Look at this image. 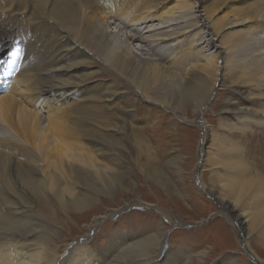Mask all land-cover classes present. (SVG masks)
Wrapping results in <instances>:
<instances>
[{
    "label": "bare ground",
    "instance_id": "bare-ground-1",
    "mask_svg": "<svg viewBox=\"0 0 264 264\" xmlns=\"http://www.w3.org/2000/svg\"><path fill=\"white\" fill-rule=\"evenodd\" d=\"M161 1H170V4L173 2V8H184L182 20L175 18V22L167 20L160 25H145L144 23L151 21L150 12H154L153 5L149 2L142 5L141 14L145 15H139L140 19H144L141 21L143 24L127 31L124 28L127 25L120 21H126L125 17L121 16L120 9L118 8L119 14H113L112 5L108 8L107 3L102 0H0V9H9L11 13L10 19L0 16V60L5 61L6 56L13 54L17 48L20 49L23 41L18 39L23 40L25 35L29 41L34 40L39 33L48 37L46 45H32L31 51L25 52L22 62L26 63L23 74L34 73L37 85L26 86L24 83L31 78L12 80L11 75L10 82L0 91V264L192 263V255L187 249L182 246L175 248L171 242L168 244L164 225L160 222L148 228L149 231L142 236L137 235L135 231L116 230L114 235L109 236L107 244L100 245L97 249L93 248L90 238H86L81 244H68L62 253L54 238L49 235L50 231L48 232L56 226H50L48 229L42 224L43 217L58 223L53 210L54 204L64 211H79L92 204L96 193L101 194L105 186L109 188L111 181L119 188H125L124 181H127L128 177L122 171H110L106 167L95 165L93 161H86V165L78 164L74 150L78 145L66 139L85 135L83 120L93 115L95 110L102 112V107L114 109L118 101H122L126 106L131 105L126 96L122 97V92L112 90V82L98 79L101 74L112 71L114 75L122 76L132 84L138 96L144 92L148 94L149 89H154V95L149 99L151 104L173 109L174 104L183 107L195 100V104L199 106L203 99L201 91L206 88L204 82L193 79V83H189L187 76L183 74L184 61L180 60V65H165L160 62L161 59H154L150 53L163 48H168L170 52L179 43L182 44L190 38L195 46L205 43L204 47L210 49L213 46L221 48L222 57L211 52L209 60L221 62V70L229 74L231 72L228 70V51L236 43L243 45L252 64L250 71L264 82V34L256 33L252 29L238 30L234 31L225 49L219 44H213L219 36H226L225 29L243 25V22L238 21V17L227 22L224 18L216 20L212 18V12L216 7L221 8L222 4L224 8L231 1L246 0H198L203 13L200 16L203 15L206 19L203 23L198 21L193 11L185 8L186 1L189 0ZM209 1L217 2L215 8L204 9L203 3ZM257 1L259 4L233 8L231 14L242 16L240 18L243 21L256 22L264 29V0ZM190 4L194 6L193 3ZM129 17L131 19V16ZM110 24L116 28L110 27ZM22 56L21 51L20 59ZM97 59L102 60L106 67L98 65ZM15 67H9L10 71ZM231 71L235 76H248L250 72L238 67H231ZM179 74L183 76L178 77ZM19 76H22V73L18 72L17 77ZM197 79L201 80L200 77ZM34 91H37L36 94H33ZM34 99L37 101V110L32 111L28 105ZM96 99L101 101V104H95ZM89 104L90 107H87ZM43 108H48L46 112L56 109L55 113H49L48 120L46 119L48 124L45 126L42 122ZM258 109L251 114L246 108L245 113L249 111L250 115H257L259 118L255 119L256 125L260 126L264 124V106ZM64 110H70L73 117L66 120L64 116L70 113L58 114V111ZM147 110L149 112L151 109ZM118 116L121 119L120 125L114 117H109L108 113L104 124L109 127L110 132L103 136L104 138L94 132V128H89L90 132L85 136L97 144L119 142L120 138L116 139L117 136L133 132L130 124L133 119L131 116ZM241 118L240 116L239 120ZM207 135L211 140L210 133ZM261 141H264L263 138ZM216 142L219 149L220 142ZM204 143L203 138V147ZM202 153V168L206 162L211 161L213 165L227 164L229 167L235 165L244 171L248 169L244 158L238 154L231 159L221 160L214 155L215 151L208 148ZM152 165L147 167V173L157 184L168 188V181ZM64 169L73 174V181L84 188L75 192L71 187L63 185ZM221 182L225 196L231 199L236 196L233 202L225 205L232 218L231 224L238 229L251 259L263 264L248 250L253 231L257 232V241L264 245L263 180L259 176L244 179L240 176H223ZM99 187L103 189H98ZM250 189L261 198L255 200L252 211L245 212L238 207L239 199ZM222 197L215 196L220 203L225 201ZM36 205L38 208L35 209ZM96 221L97 218H94L87 228L90 229ZM204 254L203 250L197 253L199 261L203 260ZM226 260L228 264H241L233 256L228 255Z\"/></svg>",
    "mask_w": 264,
    "mask_h": 264
},
{
    "label": "rangeland",
    "instance_id": "rangeland-1",
    "mask_svg": "<svg viewBox=\"0 0 264 264\" xmlns=\"http://www.w3.org/2000/svg\"><path fill=\"white\" fill-rule=\"evenodd\" d=\"M197 1H186L185 8L188 11H193L200 23L206 22L205 17L200 16L203 13L199 1ZM214 1L203 3L204 9L215 8L217 2ZM102 2H106L108 8H111L112 5L113 14H117L116 12L120 9L121 16L126 19V21L124 19H120V21L127 25L124 27L127 31L129 28L140 27L143 24L141 21L144 19L139 17L145 15L141 14L142 7L149 2L153 5L154 12H150L151 21L144 23L145 25H160L167 20V22H175V18L182 20L181 15L185 11L184 8H173V2L172 4L170 1L162 3L161 0H102ZM190 3H193L194 6ZM254 4L259 3L257 0L231 1L224 8L223 4L221 8L216 7L212 12V18L216 20L224 18L227 22L238 17V21H242L243 25L225 29L226 36L224 38L219 36L218 40L213 41V44H219L225 49L234 31L238 30L252 29L256 33L264 34L263 26H259L256 22L243 21L240 18L242 16L231 14L233 8L248 7ZM1 15L4 18L8 17L7 19L11 18L9 9H0ZM116 20L118 19L116 18ZM110 27L116 28L113 24H110ZM30 36H32V31H30ZM213 38L216 39L217 36H213ZM221 39L223 44H221ZM18 40L23 41L20 46L22 58L20 59V54L18 56L10 54L6 56L5 60L8 67L16 66L11 72L12 80L14 78L15 80L23 79V77L31 78L24 84L36 86L34 73L23 74L26 63L22 62L25 59V52L31 51L32 45H46L48 37L39 33L34 40L30 39L29 41L26 35L23 40L21 38ZM204 45L205 43L195 46L189 38L182 44L179 43L170 52L168 48L150 51L154 59H161L160 62L165 65H180V60L184 61L183 74L187 76L189 83L192 84L193 79L201 83L204 82L206 88L201 91L203 99L199 106L195 104V100L192 101L193 103L183 105L184 108L181 105L177 107L176 104L173 109L151 104L149 99L154 95V89H149L148 94L144 92L138 96L136 89L122 76L114 75L112 71L99 76L100 81L112 82V90L122 92V97L126 96L127 100L131 101V105L126 106L125 103L117 100L118 103L114 109L102 107L105 112L95 110L93 115L83 120V125L86 127L85 135L90 132L89 128H94L93 131L101 138L109 134V127L104 124L108 113L109 117H114L113 119L117 121L118 125L121 124L118 115L131 116L133 122L130 124L133 132L117 136L116 139L120 138V141L107 142L110 144L106 142L97 144L85 135H76V138L67 137L66 139L75 143L76 146H81L74 149L78 164L86 165L87 162L93 161L95 165L106 167L110 171H122L128 178L127 181L125 180L126 182L124 181L125 188H119L113 184L114 181H111L109 188L105 186L106 188L103 187L104 190H102L103 188L99 187L98 189L102 190L101 194L96 193L94 202L82 210L64 211L54 204L53 210L58 223H53L43 217L42 224L48 229L50 226H56L54 229L46 230L50 231L49 235L52 239L54 238L60 253L64 252L68 244L74 242L81 244L86 238H90L93 248L97 249L100 245H106L109 236L114 235L116 230L117 232L135 231L137 235L142 236L149 231L148 228L160 222L164 225L165 239L168 244L171 242L175 248L182 246L185 250L187 249L192 255L191 264H228L226 260L228 255L236 258L241 264H259L251 259L243 241H241L238 229L231 224L232 218L225 205L233 202L232 200L236 196L233 199L225 196L226 192L222 188L221 177L240 176L241 179H244L259 176L264 182V141H261L262 138L264 140V124L256 125L255 119L259 117L250 115L249 111L245 113L246 108L250 110L251 114H254L253 112L264 106V82L256 78L255 74L250 71L252 64L247 57L248 51L243 45L236 43L228 51L230 54L228 70L231 74L221 70V62L216 63L214 60H209L211 52L220 54L222 57L221 48L213 46L210 49ZM10 61H14V63H10ZM96 61L98 65L106 67L102 60L97 59ZM177 61H179L178 64ZM231 67H238L250 72L248 76H235ZM18 72L22 73V76L17 77ZM199 77L201 80L197 79ZM36 92L34 91L33 94ZM90 104L87 107H90ZM95 104H101V101L96 99ZM35 106L37 107V101L34 99L28 107L34 111L37 110ZM147 108L151 110L148 112ZM46 109L48 108L41 110L44 126L48 124L49 113H55L56 110L54 108L46 112ZM69 111H58V114L65 115L70 113ZM240 116L241 120H239ZM72 117L71 113L64 116L66 120ZM70 126L75 125L70 124ZM206 127L209 129L207 130ZM207 133H210L211 140ZM216 141L220 142L219 149ZM206 147L215 151L214 155L221 160L231 159L238 154L242 159L244 158L243 161L247 163L248 169L244 171L235 165L229 167L227 164L213 165L211 161L206 162L202 168L201 162L204 156L202 152L207 149ZM65 159L67 160L66 157ZM150 164H153L152 167L168 181V188L157 184L147 173V167ZM72 175L68 170H63V185L71 187L75 192L84 188L81 184L73 181ZM83 190L85 191V189ZM253 193L250 189L245 192L242 200L239 199L240 206L238 207L244 209L245 212L246 210L252 211L255 200L261 198L260 195ZM217 195L221 197L223 195L222 198L225 201L220 203L215 198ZM34 208H38L37 205ZM94 218H97V221L92 223L90 229L87 228ZM255 234L257 235L256 231L251 233L248 250L252 251L256 258L264 264V245L257 241ZM202 250L205 251V254L203 260L199 261L197 253Z\"/></svg>",
    "mask_w": 264,
    "mask_h": 264
},
{
    "label": "snow or ice",
    "instance_id": "snow-or-ice-1",
    "mask_svg": "<svg viewBox=\"0 0 264 264\" xmlns=\"http://www.w3.org/2000/svg\"><path fill=\"white\" fill-rule=\"evenodd\" d=\"M20 49H16L14 52H13V56H18L20 54ZM10 63H14V61H10Z\"/></svg>",
    "mask_w": 264,
    "mask_h": 264
}]
</instances>
